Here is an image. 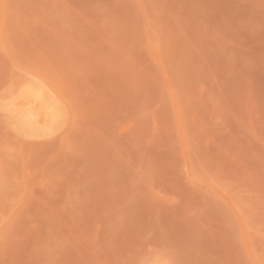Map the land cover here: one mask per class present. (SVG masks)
Wrapping results in <instances>:
<instances>
[{
    "label": "rangeland",
    "instance_id": "1",
    "mask_svg": "<svg viewBox=\"0 0 264 264\" xmlns=\"http://www.w3.org/2000/svg\"><path fill=\"white\" fill-rule=\"evenodd\" d=\"M0 264H264V0H0Z\"/></svg>",
    "mask_w": 264,
    "mask_h": 264
}]
</instances>
